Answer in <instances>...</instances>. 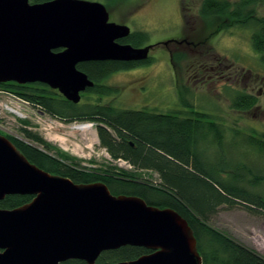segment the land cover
<instances>
[{"label": "water", "instance_id": "95a60500", "mask_svg": "<svg viewBox=\"0 0 264 264\" xmlns=\"http://www.w3.org/2000/svg\"><path fill=\"white\" fill-rule=\"evenodd\" d=\"M31 1L0 0V84L41 83L78 104L94 86L78 64L144 62L155 46L120 43L131 29L110 21L100 2ZM10 195L34 199L0 208V264H96L103 252L125 246L150 253L112 264H202L193 231L174 210L112 195L102 182L75 184L44 172L0 135V201Z\"/></svg>", "mask_w": 264, "mask_h": 264}, {"label": "trees", "instance_id": "16d2710c", "mask_svg": "<svg viewBox=\"0 0 264 264\" xmlns=\"http://www.w3.org/2000/svg\"><path fill=\"white\" fill-rule=\"evenodd\" d=\"M45 1L49 0H32L31 3ZM125 1L127 0H103V3L109 12L112 8L116 9L118 3ZM259 1L262 3L264 0H202L197 17L204 23L203 29L207 31L212 29L211 26L216 27L208 33L204 42L191 43V47L204 44L208 38L226 28L240 26L251 28L252 49L264 53V16L258 17L254 11V6ZM147 37L146 32L133 31L120 43L143 47ZM170 56L177 65L185 58L181 51L173 52ZM150 61L149 57L144 62H85L78 64L77 68L94 82V86L86 93L95 95L112 92L113 87L103 84L111 74L131 70ZM213 71L215 72L212 68ZM180 87H183V93L179 94H186V87ZM0 90L28 101L61 122L95 123L101 147L112 160H122L132 170L119 169L114 165L86 168L57 150L56 156L51 155L47 151L54 149L51 145L38 134L21 127L25 139L44 148L40 150L8 138L31 164L51 175L68 178L75 184L102 182L112 195L136 196L148 205L174 210L187 221L193 231L202 264H264L263 257L209 224L210 217L220 205L241 204L249 211L264 214L263 195L249 191L243 184L247 182L256 185L258 180H264V176H253V171L250 169L249 172L248 169V176H242L238 185L227 186L198 162L197 133L205 130L217 136L224 130L221 124L207 121L210 117L207 113L192 109L182 113L118 109L111 105H101L100 97L94 102L72 104L57 91L41 83H3L0 84ZM81 98H85V95L82 94ZM256 105L255 96L242 92L237 93L231 102L232 109L250 110ZM184 106L192 107L187 102ZM230 131L239 133L236 129ZM249 133L252 135L248 137L247 145L257 154L264 155V131L258 133L251 130ZM211 168L219 173H227L225 167L220 165L213 164ZM153 175L156 179L150 181ZM27 200L22 196H9L0 202V208L15 209L24 205ZM148 253L149 250L141 247L125 246L102 253L98 261L107 264L125 262Z\"/></svg>", "mask_w": 264, "mask_h": 264}, {"label": "rangeland", "instance_id": "374dc122", "mask_svg": "<svg viewBox=\"0 0 264 264\" xmlns=\"http://www.w3.org/2000/svg\"><path fill=\"white\" fill-rule=\"evenodd\" d=\"M89 1L104 4L103 0ZM201 1L127 0L118 3L116 9L112 8L110 21L127 25L131 32L147 33L146 45H155L149 53L151 61L111 74L103 84L113 87L112 92L95 95L87 92L80 102H94L100 97L101 105L118 109H147L161 113H182L192 109L207 113L210 117L206 120L221 124L224 130L219 132L220 137L205 130L197 133V160L221 183L234 186L239 184L242 176H248V169L253 171V176H264V155L257 154L247 145L251 130L264 131V53L252 49L251 28L240 26L226 28L196 48L185 44L164 47L163 42L179 38L193 44L204 42L208 33L214 30L216 26L205 31L204 23L197 17ZM254 11L256 16H264V1H259ZM176 51L185 54L178 65L170 56ZM205 64L215 72L207 71L201 78V66ZM180 86L186 87V94H179L183 89ZM239 92L255 96L257 105L250 110L232 109L231 102ZM185 102L192 107L184 106ZM11 104H17L16 100L0 95L1 135L24 137L20 129L28 122L30 129H26L54 148L47 150L51 155L56 156L57 150L86 168L114 165L132 170L124 161L112 160L101 147L95 123L61 122L41 116L34 107L36 111L26 105L16 108ZM81 125H88L89 129H75ZM54 138L62 141H54ZM30 143L44 150L42 145ZM213 164L225 167L227 173L214 171ZM152 178L150 181H155L154 175ZM243 184L249 191L259 192L264 197L263 179L256 185ZM209 224L264 258V214L249 211L241 204L220 205Z\"/></svg>", "mask_w": 264, "mask_h": 264}, {"label": "flooded vegetation", "instance_id": "af4514ba", "mask_svg": "<svg viewBox=\"0 0 264 264\" xmlns=\"http://www.w3.org/2000/svg\"><path fill=\"white\" fill-rule=\"evenodd\" d=\"M178 40L179 41H181V40H183V39H181V38H179V39H175L174 41H176V42H171V43H169L168 45H164V47H168L169 45H171V44H174V45H177V46H180V44H178L177 42H178ZM186 40V39H185ZM187 41V40H186ZM202 68H201V78H203L204 77V75H205V73L208 71V72H212V67H208L207 68V65L205 64V65H202L201 66ZM199 71H196V73H198ZM196 75V74H195ZM196 77V76H195ZM87 91V90H86ZM86 91L85 92H83V93H81V95L82 94H84V93H86ZM59 94V93H58ZM62 96V95H61ZM63 97V96H62ZM64 98V97H63ZM66 100V99H65ZM67 101V100H66ZM1 135V134H0ZM5 137L8 139L9 138V136H6L5 135ZM11 138H13V139H16V140H18V141H22V142H24V143H26L27 145H31L32 146V144L29 142V141H27L24 137H21V136H12ZM40 169V168H39ZM40 170H42V169H40ZM42 171H44V170H42ZM44 172H46V171H44ZM48 173V172H47ZM50 174V173H49ZM10 196H22V197H26V198H28V200L26 201V203H29V202H31L33 199H34V196H32V195H10ZM6 197H9V196H6ZM5 197V198H6ZM4 198V199H5ZM3 199V200H4ZM3 200H1V201H3ZM0 201V202H1ZM25 203V204H26ZM1 209H4V208H1ZM8 210H12V209H8ZM110 251H114V250H110ZM106 252H109V251H106ZM103 253H105V252H103ZM100 257V256H99ZM99 257H98V259L96 260V264H107V263H99ZM61 264H85L83 261H80V260H68V261H66V262H64V263H61ZM111 264V263H110Z\"/></svg>", "mask_w": 264, "mask_h": 264}, {"label": "built area", "instance_id": "2783aa9c", "mask_svg": "<svg viewBox=\"0 0 264 264\" xmlns=\"http://www.w3.org/2000/svg\"><path fill=\"white\" fill-rule=\"evenodd\" d=\"M0 95H5L6 97H10V98H13V99H15L16 100V103L17 104H11V105H15V107L16 108H19L20 106H23V107H29V108H32V109H36L37 110V112L38 113H40V115L41 116H46L47 118H51L50 116H48V115H46V113H43L42 111L41 112H39L38 110H40L38 107H35V106H33V105H31L28 101H26V100H24V99H22V98H20V97H18V96H16V95H14V94H12V93H7V92H5L4 90H0ZM24 105H26V106H24ZM10 106V105H9ZM34 107V108H33ZM10 108H11V106H10ZM34 109V110H35ZM35 110V111H36ZM14 111V110H13ZM30 125L29 124H27V125H24L22 128H29L30 129V127H29Z\"/></svg>", "mask_w": 264, "mask_h": 264}, {"label": "bare ground", "instance_id": "6f19581e", "mask_svg": "<svg viewBox=\"0 0 264 264\" xmlns=\"http://www.w3.org/2000/svg\"><path fill=\"white\" fill-rule=\"evenodd\" d=\"M76 130H79V131H83L85 129H89V126L88 125H81V126H77L75 127ZM55 140L54 141H57V140H60L62 141V139L60 138H54Z\"/></svg>", "mask_w": 264, "mask_h": 264}, {"label": "clouds", "instance_id": "9594fccd", "mask_svg": "<svg viewBox=\"0 0 264 264\" xmlns=\"http://www.w3.org/2000/svg\"><path fill=\"white\" fill-rule=\"evenodd\" d=\"M52 118V117H51Z\"/></svg>", "mask_w": 264, "mask_h": 264}]
</instances>
